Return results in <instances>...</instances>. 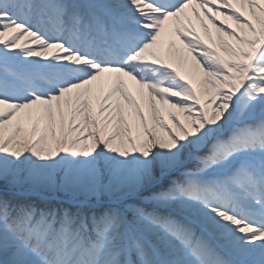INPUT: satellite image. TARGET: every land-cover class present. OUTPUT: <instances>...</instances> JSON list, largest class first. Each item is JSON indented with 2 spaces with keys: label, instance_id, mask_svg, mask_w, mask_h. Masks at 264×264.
Returning <instances> with one entry per match:
<instances>
[{
  "label": "snow or ice",
  "instance_id": "obj_1",
  "mask_svg": "<svg viewBox=\"0 0 264 264\" xmlns=\"http://www.w3.org/2000/svg\"><path fill=\"white\" fill-rule=\"evenodd\" d=\"M0 180V264H264V0H0Z\"/></svg>",
  "mask_w": 264,
  "mask_h": 264
},
{
  "label": "rangeland",
  "instance_id": "obj_2",
  "mask_svg": "<svg viewBox=\"0 0 264 264\" xmlns=\"http://www.w3.org/2000/svg\"><path fill=\"white\" fill-rule=\"evenodd\" d=\"M192 20L194 22H196V20L194 18ZM200 29H201V31L203 30L202 28H200ZM132 85H133V91L135 92V85L134 84H132ZM171 111H173L174 113L177 114V110L176 109H172ZM164 118H165V120H168L167 112L164 113ZM180 119L183 120V117H180ZM169 123H170V121H169ZM5 189L8 190L9 192L16 193L17 196H23V197H25L26 195H28L26 189H24V188H13L11 185H7L6 186L5 183H4V181L3 180H0V190H5ZM44 195L47 196L50 199L54 198L57 201L67 200V196L64 193H62V192H58V193H54V194L45 193ZM103 199L105 201H107L109 199V197L107 195H105ZM126 203L128 205L141 204V206L145 207L149 211H151L153 209V206L152 205H150L147 202L142 201L141 198H139L137 196H134V195H130L129 198L126 200ZM4 259H5V257L3 255H0V261H2Z\"/></svg>",
  "mask_w": 264,
  "mask_h": 264
},
{
  "label": "bare ground",
  "instance_id": "obj_3",
  "mask_svg": "<svg viewBox=\"0 0 264 264\" xmlns=\"http://www.w3.org/2000/svg\"><path fill=\"white\" fill-rule=\"evenodd\" d=\"M193 18L195 19V17H192V19H193ZM195 20H196V19H195ZM205 23L208 24L209 29L213 32V36H215V30L212 28L211 23H209L207 19H205ZM229 23H231V22H229ZM191 26L195 28L196 32L201 36L202 39H206V37H205V35H204V31H203V30L201 31V29H200L201 27H200L198 21L194 22V21L192 20V25H191ZM172 39L175 41L177 47H180V48L183 47V45L180 44L179 39H177V38L174 37V36L172 37ZM173 51L175 52V49H174ZM184 54H185V56H187V58H188V62H189L190 64L194 63V61L191 60V57L188 56V54H187V50H186V49H185V53H184ZM181 64H182V62L178 63L177 66L180 67V70H181V71H183V68L181 67ZM125 79L127 80V78H125ZM128 82H129L130 87L133 89V85H132V84H134V82H131V81H128ZM177 114H178L180 117H183V115L180 114V113L178 112V110H177Z\"/></svg>",
  "mask_w": 264,
  "mask_h": 264
}]
</instances>
